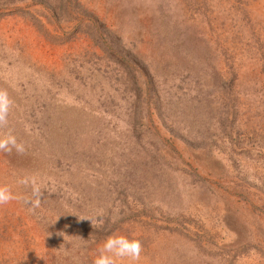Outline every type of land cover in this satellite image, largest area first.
<instances>
[{
	"label": "rangeland",
	"instance_id": "1",
	"mask_svg": "<svg viewBox=\"0 0 264 264\" xmlns=\"http://www.w3.org/2000/svg\"><path fill=\"white\" fill-rule=\"evenodd\" d=\"M0 89V264H264V0H0Z\"/></svg>",
	"mask_w": 264,
	"mask_h": 264
},
{
	"label": "clouds",
	"instance_id": "2",
	"mask_svg": "<svg viewBox=\"0 0 264 264\" xmlns=\"http://www.w3.org/2000/svg\"><path fill=\"white\" fill-rule=\"evenodd\" d=\"M12 104L13 101L10 99L7 90L0 89V130L5 129L9 123L8 116ZM25 151V145L22 142H18L16 136L13 135L11 131H0V152H4L8 155H11L13 152L17 155H23ZM18 184L30 186L31 196L24 198L19 197L13 194L8 185H0V207L14 200L22 199L24 204L29 205L28 211L34 212L41 204V187L36 183L34 178L27 177L19 179ZM58 218L59 217L56 218V221ZM78 220L89 219L81 217ZM61 234V236H66L63 233ZM142 251V244L137 239L130 240L125 236H109L99 248L100 254L94 259L93 264H118V261L120 264H124V262H127V264H139Z\"/></svg>",
	"mask_w": 264,
	"mask_h": 264
}]
</instances>
